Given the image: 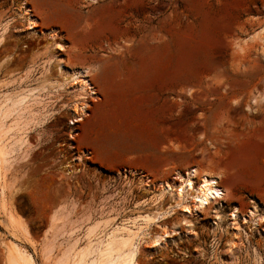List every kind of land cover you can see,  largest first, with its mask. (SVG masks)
I'll use <instances>...</instances> for the list:
<instances>
[{
	"label": "rangeland",
	"instance_id": "1",
	"mask_svg": "<svg viewBox=\"0 0 264 264\" xmlns=\"http://www.w3.org/2000/svg\"><path fill=\"white\" fill-rule=\"evenodd\" d=\"M2 31L0 101L53 84L23 101L24 143L5 172L3 204L27 227L35 264H58L73 245L96 263L109 242L135 264H264V0H0ZM114 60L138 90L95 108L86 65ZM80 70L91 89L77 104L65 75ZM190 169L219 175L224 198L190 211L169 193L156 199ZM252 206L255 226L230 220Z\"/></svg>",
	"mask_w": 264,
	"mask_h": 264
},
{
	"label": "bare ground",
	"instance_id": "2",
	"mask_svg": "<svg viewBox=\"0 0 264 264\" xmlns=\"http://www.w3.org/2000/svg\"><path fill=\"white\" fill-rule=\"evenodd\" d=\"M27 19L31 21V17H28ZM29 27L32 28V22L29 23ZM2 33L3 31L0 32V35ZM49 38L54 39L55 37L50 36ZM59 72H61L60 65H59ZM30 75H28L25 78H21V80L18 82L19 85H22L27 81H31ZM88 75L89 74L85 70L69 71L67 75H65L66 81H71L79 84L80 87L79 88L80 91L78 92L79 98L77 97L73 100L77 102V104H79L81 102V99H83V96L80 95L81 93L89 94L88 86L90 88V85L85 79V77H87ZM4 84L6 83H1L0 81V88L3 87ZM46 85H50L51 87H53V84L47 78H43L42 84L40 86L35 88H22L21 90H19V92L15 93L14 95L15 97L10 98L4 96V98L0 101V200L2 202L4 201L3 198L6 192L5 190L11 188L9 187L10 185H8V182L5 180V172L10 170L9 168L11 166L12 160L14 159V154L16 153V150L18 149L20 150L24 143L22 139L23 138L22 135H19L20 129L18 130L17 128L19 126L18 124H20V119L22 117L20 115L21 113L23 114V112L25 111V107L22 103L26 99V97L29 96L36 88H44ZM84 105L80 107L81 112L78 114V116L75 117L76 120H80V116L85 113ZM12 113L15 114V117L12 120V122L9 124L10 128H7L5 130L4 120ZM23 122H24L23 124L25 125L26 124L25 119L23 120ZM11 126H14L13 130L11 129L12 128ZM10 129L11 131L14 132L12 136L10 135L11 137L9 136L10 138L8 140L4 141L3 137L5 136L6 139L5 134L7 133L9 134ZM174 176L175 177L173 181L171 182L165 181L160 184V186L157 188V193L155 196L156 199H161L165 194L169 193L174 200L173 202H175V206L182 208V210L184 211H190L191 204L196 209H205L209 207L212 201L220 200L224 198V196L226 195L224 190L219 187L218 177L215 175L202 173L200 176H198L195 169H190L183 173L177 171L175 172ZM196 178H198V181L196 180ZM175 180H177V182H174ZM187 197H190L192 199L190 204H188L187 202ZM231 211H232V213L230 214L231 221H236L237 219H240L241 221L244 222L250 221L251 224L255 226L259 220L263 219V217H261V213H259L258 207L256 206H252L247 211L246 215L241 217H239L236 214L235 209H232ZM7 213L10 222L14 223L15 221L12 218L11 212L10 213L7 212ZM16 224H18L17 225L18 228L20 230H23L24 234L28 238L26 232L27 230H25L24 228L25 226L23 227V225H21L19 222ZM110 244L111 243L109 242L106 245L104 253L98 262L96 263L90 262L89 264H135L133 259L134 257L133 253H131L130 250H129L130 252L128 251V253L122 255V257H116V258L112 257L113 245L110 246ZM52 245H53L52 242L41 245L40 250L44 258L48 259L49 253L52 251L53 248ZM73 246H70L64 250L62 257L58 260V264H66V262H68L69 260H72V264H85L84 263L85 254H80V253L78 254L77 252L75 253ZM122 246L124 247L125 245ZM119 251L120 249H116L115 250L116 254ZM5 264H35V263L30 252H28L24 248L18 247L15 243L9 241V250L6 256Z\"/></svg>",
	"mask_w": 264,
	"mask_h": 264
},
{
	"label": "crops",
	"instance_id": "3",
	"mask_svg": "<svg viewBox=\"0 0 264 264\" xmlns=\"http://www.w3.org/2000/svg\"><path fill=\"white\" fill-rule=\"evenodd\" d=\"M86 66L88 68H93L94 72L97 74L93 78V84H94L95 89L101 93V97L98 100L93 102V107L95 108H98V106H101V104H105L109 106L117 104L118 102H116V100L120 96L118 94L112 95L113 92L115 93L126 92L127 95H131L132 92L138 90L136 88L130 93L127 92L126 79L128 76V70L122 69L123 64L119 60H114L112 62H103L101 64H89ZM104 74H110L112 75V78L114 77L115 79H113L112 81H107L106 79H104V76H103ZM165 146L168 148L169 151H176L173 145H165ZM4 197H5V194H4ZM2 203L3 202L0 200V209L4 210L5 208V211H3L5 215V219H3V222H4V225L6 226V228L4 229L5 232L2 234H4L6 237L0 236V253H3L5 257L7 256V253L9 250V244H8L9 241L15 243L18 247L22 248L23 245L21 244L31 246L30 241L32 240H31V237L29 236L28 230L26 229L28 232V238H27L23 230H20L17 226L18 224L16 223L19 222L21 225H24V224L20 221H17L15 216L13 215L12 210H9V208L5 207L4 206L5 204H2ZM7 212L9 213L11 212L12 218L15 221L13 222L15 224L10 222ZM25 228L27 227L25 226Z\"/></svg>",
	"mask_w": 264,
	"mask_h": 264
}]
</instances>
